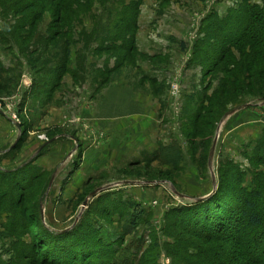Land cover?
<instances>
[{
  "label": "rangeland",
  "instance_id": "1",
  "mask_svg": "<svg viewBox=\"0 0 264 264\" xmlns=\"http://www.w3.org/2000/svg\"><path fill=\"white\" fill-rule=\"evenodd\" d=\"M138 3L64 0L71 7L54 25L57 1L50 0L47 9L39 6L18 14L6 11L0 0V154L11 151L23 136L1 162L6 167L31 163L40 179L22 194L33 201L59 169L41 201L46 224L90 238L97 234L121 261L141 257L156 238L161 245L172 241L164 233L168 217L214 192L209 156L222 120L215 123L217 128L203 124V133H195L194 121L224 78L226 65L205 75L210 63L196 55L205 49L213 27L247 5L264 9V0ZM135 16L136 50H128L123 37H130L128 21ZM212 38L214 44L217 38ZM235 55L240 56L236 49ZM244 93L228 109L251 106L222 126L214 173L218 183L219 170L223 173L234 164L244 175L243 187L250 190L255 173L264 177L258 154L264 101ZM126 180L140 183L118 184ZM109 185L83 210L92 192ZM4 191L9 193L10 187ZM24 205L14 211L0 203L4 261L32 241L35 228L23 217L34 211ZM160 251L157 262L172 264L162 247Z\"/></svg>",
  "mask_w": 264,
  "mask_h": 264
},
{
  "label": "trees",
  "instance_id": "2",
  "mask_svg": "<svg viewBox=\"0 0 264 264\" xmlns=\"http://www.w3.org/2000/svg\"><path fill=\"white\" fill-rule=\"evenodd\" d=\"M53 1H57L54 10L58 13L55 25L58 17L61 16V21L63 20L62 13L68 10L66 8L70 9L71 5H64V0ZM49 2L50 0H31L27 3L23 0H1L6 11L13 9L18 14L39 6L47 9ZM30 21L31 24L35 22L33 19ZM128 25L132 26L129 29L131 34L129 39L124 35L123 48L136 50V16L128 21ZM230 27L228 35H223ZM122 32L123 30L120 34L123 36ZM208 36L204 41L205 49H199L196 58L204 64L210 63L205 75L225 64V76L213 95L207 99V104H203L196 115L195 133L205 131L203 124L217 128V124L230 111L228 105L239 101L245 91L264 101V9L257 5H247L222 25L213 27ZM213 36L217 38L214 44L211 43ZM108 49L113 50L114 46ZM235 49L240 54L239 57L235 55ZM204 114L212 115V118L204 117ZM22 140L23 136L12 146L11 151L1 153L0 157L15 151ZM48 145L49 143L45 144L42 149L45 150ZM258 145V154L264 163V135L259 139ZM24 163L6 167L0 158V196L11 197L9 201L0 197V203L5 202L14 211L15 208H25L24 204L27 203L28 210H33L34 214L26 213L23 218L31 221L27 225L34 227L36 232L31 229V243L27 244L26 249L16 252L9 261H4L0 255V264H159L157 258L161 247L172 258V264H264V177L260 174H254V187L249 190L243 187L244 175L234 164L223 173L219 170L218 189L210 198L196 200L168 217L164 233L172 241L161 245L156 238L141 257H128L121 261L111 252V246L97 234L90 238V235L87 237L82 232L78 233L77 228V233L60 232L46 224L42 217L41 201L50 176L38 201L25 198L22 192L39 180L40 175L33 173L31 163ZM228 177L236 178L235 183ZM5 187H10L9 193L4 191ZM13 189L16 190L15 194L20 195L18 198L13 194ZM140 218L141 214L136 215L133 223L139 222ZM27 249H30V254L35 252L34 258H31Z\"/></svg>",
  "mask_w": 264,
  "mask_h": 264
},
{
  "label": "water",
  "instance_id": "3",
  "mask_svg": "<svg viewBox=\"0 0 264 264\" xmlns=\"http://www.w3.org/2000/svg\"><path fill=\"white\" fill-rule=\"evenodd\" d=\"M262 105H264V102L262 103ZM250 106H251L250 104H247V105H243V106H241V107H236L235 109L229 111V112L225 115V117L222 119V121H221V123H220V126H219V128H218V132H217L218 134H217V136H216V138H215V140H214V143H213V146H212V149H211V152H210V156H209V168H210V170L212 171L213 181H214V186H215V188H214V192H213V193H215V190H216L217 187H218L217 178H216V175H215V173H214V156H215V150H216L217 141H218V137H219V132H220L222 126L226 123V121H227L230 117H232L233 115H235V114L238 113L239 111H241V110H243V109H246V108H248V107H250ZM0 110H1V109H0ZM4 114L6 115V113H4ZM19 130H20V133H21L22 128H21L20 126H19ZM19 138H20V136L18 137V139H19ZM18 139H17V141H18ZM17 141H16V142H17ZM15 144H16V143H15ZM72 154H73V152L70 153V156H71ZM30 160H31V159H30ZM59 171H60V170L57 169V170L55 171V173L53 174V177H52V179H51V181H50L49 190H50V188L52 187V185H53V181L55 180V177H56V175L59 173ZM136 183H140V182L126 180V181L119 182L118 184L129 185V184H136ZM111 186H112V185H109V186H107V187H102V188H99V189H97L96 191L92 192V193L89 195V197L86 199V201L84 202V204H83V210L88 206L89 200H90L92 197L96 196L99 192H101V191H103V190L109 189ZM175 192H176L179 196L184 197V195L180 194L178 191L175 190ZM213 193L210 194V195H208V196H205V197H200V198H198L197 200H198V201H201V200L208 199V198H210V197L213 195Z\"/></svg>",
  "mask_w": 264,
  "mask_h": 264
}]
</instances>
